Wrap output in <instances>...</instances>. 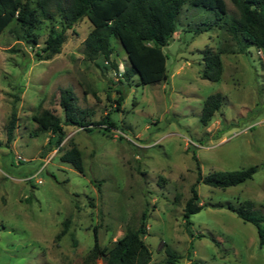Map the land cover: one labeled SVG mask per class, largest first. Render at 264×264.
I'll return each instance as SVG.
<instances>
[{
  "label": "rangeland",
  "instance_id": "rangeland-1",
  "mask_svg": "<svg viewBox=\"0 0 264 264\" xmlns=\"http://www.w3.org/2000/svg\"><path fill=\"white\" fill-rule=\"evenodd\" d=\"M59 21L54 24L62 28ZM15 24L0 35V264H86L96 232L102 246H111L139 226L144 211L149 264H167L166 244L182 256L178 264H264L257 228L226 206L252 200L264 213V49L233 53L238 46L223 19L187 3L163 48L168 82L138 85L137 76L124 77L130 61L116 38L111 59L117 69L103 70L97 65L102 57L88 56L84 41L93 26L87 17L66 29L61 52L47 60L36 51L53 21L43 22L34 48L11 31ZM219 47L227 49L222 78H202V53ZM66 88L91 124H64L58 142L39 132L33 117L48 108L65 119L60 101ZM215 93L223 94V105L203 125V103ZM106 117L115 126L107 129ZM73 145L81 151L83 172L61 159ZM194 155L204 175L251 166L257 171L227 188L196 183ZM194 184L204 207L191 216V236L183 213ZM65 221L68 232L57 238Z\"/></svg>",
  "mask_w": 264,
  "mask_h": 264
},
{
  "label": "trees",
  "instance_id": "trees-1",
  "mask_svg": "<svg viewBox=\"0 0 264 264\" xmlns=\"http://www.w3.org/2000/svg\"><path fill=\"white\" fill-rule=\"evenodd\" d=\"M238 9V15L230 14L225 0H0V35L13 22L11 31L18 39L31 47L39 44V30L43 22L53 21L44 46L36 51V56L47 60L60 53L66 40V29L71 28L84 18L92 24V30L86 37L85 49L91 58L102 57L97 65L105 70L109 66L117 69L111 59L114 52L112 40L116 38L124 47L130 67L124 72L126 79L137 76V84H158L168 82L167 55L163 48L168 46L177 31V18L185 4L203 7L214 13L215 19H223L221 25L236 41L237 53H246L252 46L264 49V0H230ZM62 28L55 26L56 18ZM209 29H197V33ZM227 49L204 50L201 77L210 81L222 78L224 64L222 54ZM224 96L215 93L206 98L200 116L203 125H208L213 116L223 105ZM61 106L65 119L48 108L41 109L34 115L39 132H49L63 139V125H79L88 127L84 118L80 117V108L74 92L66 88L61 92ZM16 112L13 110L8 124V139L13 137L16 125ZM108 129L115 126L110 117L102 120ZM90 130V129H89ZM197 164V181L209 186L227 188L253 178L256 166L237 170H216L204 175L198 158L193 156ZM61 159L71 163L79 172H83L84 161L79 148L73 145L66 150ZM227 208L234 211L245 222L255 225L259 242L264 246V213L256 208L255 202L246 200L240 205L227 203ZM196 184L191 187V196L184 207L186 229L194 235L191 216L203 209ZM147 211L142 213L137 228H130L111 246H102L97 232L95 244L86 254V264H97L99 259L104 264H149L152 260L150 245L144 240L147 234ZM68 221L57 235L61 238L68 232ZM214 241H216L213 238ZM166 246L167 264H178L182 256ZM191 264H204L199 260H191Z\"/></svg>",
  "mask_w": 264,
  "mask_h": 264
},
{
  "label": "built area",
  "instance_id": "built-area-1",
  "mask_svg": "<svg viewBox=\"0 0 264 264\" xmlns=\"http://www.w3.org/2000/svg\"><path fill=\"white\" fill-rule=\"evenodd\" d=\"M38 182H39V183H41V182H42V180H38Z\"/></svg>",
  "mask_w": 264,
  "mask_h": 264
}]
</instances>
